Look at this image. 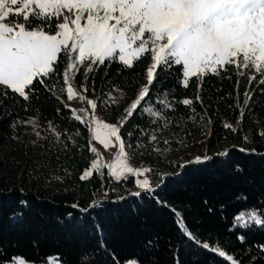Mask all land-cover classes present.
I'll use <instances>...</instances> for the list:
<instances>
[{"label":"trees","instance_id":"16d2710c","mask_svg":"<svg viewBox=\"0 0 264 264\" xmlns=\"http://www.w3.org/2000/svg\"><path fill=\"white\" fill-rule=\"evenodd\" d=\"M148 64L142 59L129 69L106 60L85 78L78 69L73 80L87 87L84 94L106 121L121 119L129 157L146 164L149 180L160 184L139 196L127 195L137 192L132 176L109 180L104 169L80 179L91 164V137L89 124L75 120L61 91L63 52L49 87L34 81L29 101L10 91L0 95V113H6L0 115V264L13 256L39 264L53 255L61 264H123L134 256L141 264H227L185 237L171 209L201 242L219 246L239 264H264V226L233 227L240 210L264 213V85H249L254 73L237 77L229 66L227 73L204 77L201 104L197 78L185 89L176 79L179 66L157 69L142 106L159 111L157 97L170 90L193 105L176 104L161 119L141 108L128 117ZM245 91L251 94L246 105ZM14 121H20L15 128ZM194 152L207 159L196 162ZM148 240L154 241L150 250Z\"/></svg>","mask_w":264,"mask_h":264},{"label":"snow or ice","instance_id":"6c2138e0","mask_svg":"<svg viewBox=\"0 0 264 264\" xmlns=\"http://www.w3.org/2000/svg\"><path fill=\"white\" fill-rule=\"evenodd\" d=\"M61 17L62 22L50 23L53 18L59 21ZM61 52L69 56L67 68L62 72L61 87V91L66 87L68 101L77 96L85 99L73 87V73L78 71V63L88 60L92 65H104L107 60L130 69L134 62L147 59V85L131 103L127 116L131 117L141 108L144 113L161 119L163 110L173 111L176 104L192 106L193 99L176 100L171 90L161 91L156 100L159 111H154L151 106L143 107L142 102L159 76L157 69L162 71L179 66L176 79L185 89L189 87L191 78H197L196 100L201 104L199 86L203 84L204 77L227 73L229 66L237 77L254 73L248 76L249 85L253 81L264 85V0H0V95L7 98L10 91L29 101L36 91L32 87L34 81L48 88L47 81L53 80L57 74ZM93 70L91 67L88 69ZM236 84L239 87V78ZM83 91L87 92V87ZM243 95L247 98L246 105L251 94L245 91ZM87 103L95 112L97 102L89 99ZM72 112L75 120L85 123V117L77 115L74 110ZM19 123L14 121L11 127L15 128ZM92 124L88 126L92 140L105 150L118 146V154L111 164L101 165L102 158L93 162L80 179L100 173L103 167L117 180L126 174L133 175L137 177L134 182L138 188L154 192L149 179L138 178L151 169H134L128 165L129 153L120 134L123 124L116 126L95 119ZM225 127L229 125L225 124ZM49 129L55 131L51 123ZM88 150L97 153L91 143ZM204 159L207 157H197L196 162ZM134 195L139 196L140 193ZM162 206L170 207L163 203ZM171 211L178 229L190 241L224 258L227 264H239L219 246L201 242L187 228L182 215L175 209ZM253 225L264 226V213L255 207L240 210L233 217L234 228L248 229ZM238 239L242 243L245 240L244 236ZM153 247L154 241L145 243L146 249ZM259 251L264 253V246ZM11 264H35V261L13 256ZM40 264H60V257L41 258ZM123 264H141V261L134 256L125 259Z\"/></svg>","mask_w":264,"mask_h":264},{"label":"rangeland","instance_id":"374dc122","mask_svg":"<svg viewBox=\"0 0 264 264\" xmlns=\"http://www.w3.org/2000/svg\"><path fill=\"white\" fill-rule=\"evenodd\" d=\"M62 20H63L62 17H61V19L59 21H57L55 18H53V20L50 23L56 24V23L62 22ZM6 22L11 23L12 21H6ZM63 53L66 55V66H65V70H66L67 64L69 63V56H68V53H66V52H63ZM91 66H92V64L88 60H85L82 64H79V63L77 64V68L80 69V71H81L82 78H85L86 74L88 73V69ZM74 75H75V72L73 73V76ZM146 85H147V77H146V74H145V78H144V81H143V84H142V87H141V91L143 90V88ZM73 87H74V89L77 92L80 93V95L84 96L85 99L81 100L79 98V96H77L71 101L67 100L66 105L69 108H71L72 110H74L77 115L85 117V121L88 124H92L93 119H95V120H98V121H101V122H104V123H109L111 125H116V126L120 125L121 119H119V120H117L115 122H108V121H106L103 118L102 113L97 108H96L95 112L92 111L91 107L87 103L89 98L83 92V83L82 82H81L80 86L76 87V86L73 85ZM65 90H66V87H65ZM86 113H87V115H86ZM92 127H95V125L92 124ZM90 137H91L90 138L91 139V146H93V147H95L97 149V153H91L92 154L91 155V164L93 162L97 161L100 158H102V159H100L101 165H103V164H111L113 162V160L115 159V157L117 156V154H118V146L117 147L110 146L107 150H105L103 148V146L100 145L97 141L92 140L91 132H90ZM196 157H197V153L194 152L193 158H196ZM91 164L86 170L90 169ZM128 165L130 167L134 168V169H148L146 164H144L141 161L136 162V161L132 160L130 157H129V160H128ZM104 169L106 170V173H107V176H108L109 180H117L115 177H113L112 175H110L108 173L107 168H103V167L101 168V170H104ZM148 173H146L145 176L138 177V178L139 179H144V178L149 179V174ZM128 176H132L134 181H135V179H137V177H134L133 175H130V174H126L122 178H127ZM152 185H153L154 188H156L160 184H158V185L152 184ZM136 190L137 191H141V189L138 188L137 186H136ZM7 264H11V261L8 262Z\"/></svg>","mask_w":264,"mask_h":264},{"label":"water","instance_id":"95a60500","mask_svg":"<svg viewBox=\"0 0 264 264\" xmlns=\"http://www.w3.org/2000/svg\"><path fill=\"white\" fill-rule=\"evenodd\" d=\"M160 186V185H159ZM159 186H157V187H159ZM143 190H141V191H137V192H139V193H141ZM137 192H130V193H128L127 195H132V194H134V193H137ZM97 201H95V202H93V203H96Z\"/></svg>","mask_w":264,"mask_h":264}]
</instances>
